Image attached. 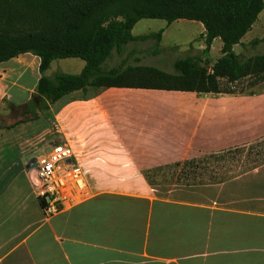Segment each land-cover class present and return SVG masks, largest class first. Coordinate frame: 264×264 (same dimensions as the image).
<instances>
[{
	"label": "crops",
	"instance_id": "crops-1",
	"mask_svg": "<svg viewBox=\"0 0 264 264\" xmlns=\"http://www.w3.org/2000/svg\"><path fill=\"white\" fill-rule=\"evenodd\" d=\"M165 22L158 32L134 34L137 23L132 34L137 39L160 35L153 47L180 51L182 45L164 44L167 32L177 29L191 34L183 52L203 55L201 22ZM216 47L221 54L220 38L203 55L211 64L221 57H210ZM57 60L44 75H54L49 72ZM71 62L72 75L86 65ZM154 63L144 66L163 70ZM40 66L32 53L1 63L0 102L12 110L30 104L42 77ZM141 87L69 94L52 105L53 127L42 133V147L29 134L25 142L2 145L1 153L15 156L0 186V264H264V161L220 182L162 186L147 177L155 168L263 139L264 92L199 94ZM19 91L29 98L18 100ZM17 123L5 133L25 126L21 119ZM59 144L72 149L87 195L48 214L30 168Z\"/></svg>",
	"mask_w": 264,
	"mask_h": 264
},
{
	"label": "trees",
	"instance_id": "trees-1",
	"mask_svg": "<svg viewBox=\"0 0 264 264\" xmlns=\"http://www.w3.org/2000/svg\"><path fill=\"white\" fill-rule=\"evenodd\" d=\"M263 9L264 0H0V19L6 25H10L11 18L22 19L28 15L46 23L38 32L0 36V64L24 53L41 59L42 77L30 102L36 108H47L86 88L97 93L111 87L139 85L199 94H234L219 91L218 80L228 77L237 81L257 72L264 73V54L242 62L234 51V46L242 44L241 40ZM143 19L201 22L206 29L203 55L214 39L220 38L223 43L221 57L213 64L212 72L207 74L200 67L203 55L178 59L174 64L175 75L140 66L103 70L113 51L120 53L126 44L137 39L132 30ZM66 58L85 61L82 72L44 75L54 60ZM138 78H152V82L132 80ZM28 106H23L24 111ZM196 162L192 159L185 164L193 166Z\"/></svg>",
	"mask_w": 264,
	"mask_h": 264
},
{
	"label": "rangeland",
	"instance_id": "rangeland-1",
	"mask_svg": "<svg viewBox=\"0 0 264 264\" xmlns=\"http://www.w3.org/2000/svg\"><path fill=\"white\" fill-rule=\"evenodd\" d=\"M10 25H6L5 21L0 19V36L5 37H16L19 35H24L30 31L38 32L42 30L41 28L45 26V22L39 19H33L30 15L24 18L10 19ZM166 23L164 20H151L144 19L141 20L136 28H134V34H145L149 30L151 32H158L160 27L164 26ZM44 29V27H43ZM249 34L244 38V43L234 49L235 53L240 55V60L242 62L247 61L253 56H258L264 54V9L260 13L257 22L254 24L252 29L248 32ZM167 38L164 39L165 45H182L179 50H166L160 48V46H155L156 40L159 43V38L157 36H142L135 41L129 42L123 48L120 53H115L108 59L104 64L103 70L108 71L111 69L124 70L129 67H147L144 66L146 63H151L154 60V64L161 66L163 71L169 75L177 74L174 69V64L178 59L185 58L186 56L201 57V53H194L193 51L183 52L188 46L191 39V34L186 32H179L177 29H173L167 32ZM151 38V39H150ZM150 44H152L150 46ZM157 45V44H156ZM171 45V46H172ZM217 45V44H216ZM182 51V52H181ZM159 56H155V54ZM200 55V56H199ZM218 48H214L211 52L210 57L213 60H217L220 57ZM71 61L81 62L82 60L77 59H64L57 60L53 64L51 69V74H56L64 70L62 73L71 74L70 72H75V65L71 64ZM64 65V66H63ZM200 67L205 70V72L211 73L212 66L211 61L206 56H202ZM161 70L160 68H158ZM264 73H255L252 76L243 77L237 81H233L228 77L220 78L219 81V91L230 92V93H252V92H264V80L262 77ZM144 82H152V78H138L132 79ZM31 82V81H30ZM30 82L27 83L30 86ZM163 82H161L162 85ZM170 83V82H164ZM18 100H26L29 98L27 92L19 91L17 93ZM28 114H21L23 107H18L16 110H12V106L6 102H0V151L2 145L6 141L17 140V142H25L27 134L34 144L41 145L42 133L44 130H50L53 127V112L52 105L50 104L47 108H35L33 105L28 104ZM6 118V116H8ZM21 119L25 126H20L19 132L15 134H7L5 131L15 127V123ZM18 124V123H17ZM19 127V126H18ZM25 127L26 130L23 128ZM36 130V131H35ZM3 133V134H2ZM24 139V140H21ZM53 144H56V137L53 136ZM38 142V143H37ZM21 151L18 149L16 155H19ZM15 156L12 151L6 150L5 152H0V186L7 180L8 176L11 174L13 168V161L10 162V158ZM197 162L193 166H188L185 163H175L172 165L155 168L149 171L147 177L149 180L157 185H169L174 183L180 184H198V183H210L217 182L220 180L227 179L229 177L235 176L239 173L245 172L252 167L260 164L264 161V138L253 142L251 145L246 147H237L224 152L216 154H208L196 159ZM191 161V160H189Z\"/></svg>",
	"mask_w": 264,
	"mask_h": 264
},
{
	"label": "built area",
	"instance_id": "built-area-1",
	"mask_svg": "<svg viewBox=\"0 0 264 264\" xmlns=\"http://www.w3.org/2000/svg\"><path fill=\"white\" fill-rule=\"evenodd\" d=\"M41 158L38 166L30 171L34 175L38 197L48 214H56L86 197V181L67 144L53 146Z\"/></svg>",
	"mask_w": 264,
	"mask_h": 264
}]
</instances>
